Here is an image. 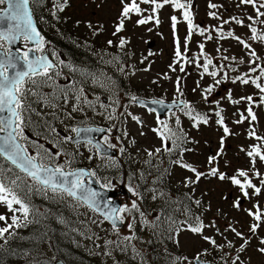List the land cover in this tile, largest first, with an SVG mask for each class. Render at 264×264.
<instances>
[{"label": "rangeland", "instance_id": "obj_1", "mask_svg": "<svg viewBox=\"0 0 264 264\" xmlns=\"http://www.w3.org/2000/svg\"><path fill=\"white\" fill-rule=\"evenodd\" d=\"M63 1V0H62ZM68 1V8H63L61 11V17H63L62 28L64 29V36L61 45H58L61 53L64 57L79 64H91L90 62H83L73 57L75 54L80 53V50L84 47L82 39L91 40L94 42V46L88 44L91 48H109L111 46L107 44L109 39H114V43L117 44L120 39L119 34L114 37L112 33L116 30V27L120 24L123 19L124 27L121 35L124 36V47L118 46L119 62L118 66L115 67V73L121 78L127 81V87L124 88V92L121 94L118 92L120 98V104L126 105V111L131 112L142 118L143 125L137 124L131 119V117L125 114V110L117 108L116 115L118 117L115 121H109L104 116L100 115L103 119L100 124L117 125L115 133L118 135L120 130L124 129L127 131L128 136L124 137L125 145L133 150L135 158L134 165L137 164V169L144 167V172L150 174L146 177V174L142 176L137 174L133 169V172L128 171L125 167H104L107 178H116L117 183L113 182L115 189L119 192L120 198L122 199L123 205H131L133 200H136L146 219L149 222L154 220V217L160 211V208L166 215L162 218L163 221L161 226L153 228L145 226L142 221L140 214L136 211H132L131 215L124 213V222L119 228H113L112 224L104 221L102 217L94 213L83 203H78L70 197L62 195H53L52 192H41L33 190V194L36 195L37 199L44 205L38 208V212L42 213V224L47 226V222L51 221L56 227L55 235L63 244L58 245L55 240H41L37 241L35 245H22L23 247H29L30 253L24 254L17 250V255L8 258L6 264H54L57 259H62L65 264H129L128 260L140 262L142 256L145 258V254L148 252V245L156 241L158 244L163 242L165 237L169 236L167 232L166 219L171 216L177 221H183L185 219L182 212V203L187 201H172L168 205H158L156 201L164 200L169 196H176L175 188H173L172 194L168 192V184H164V177L167 176L172 187L175 185L176 179H182V172L174 170V174L163 170L164 173L160 180L154 178V168L157 164H160V156L150 158L146 154V150L155 151L154 147L159 146L161 142L157 134L152 131L153 128L157 127V121L152 113L147 111L145 108H141L138 104H132L130 101L131 96H137L146 100L148 98L162 97L170 100L180 99L176 93V79L179 76H184L185 81V94L193 101L194 109H214L217 110L215 103H205L201 93L209 85H214L213 91L209 95V101H219V108L222 109V113L226 118L227 124L229 125L230 136L225 137L223 143V153L214 162L217 164L220 162L223 173L231 177L236 175L238 170H245L249 172V176L252 182L257 186H260V180L258 177L252 175L253 168L251 158L247 155L248 151H251L253 146L259 145L261 151H264V140H257L255 137H264V105L259 103L257 100L261 93L255 88L254 85L242 84L239 81L233 83L232 79L223 80L219 85H215L214 78L205 75L201 79L200 71L195 65L185 64V72L181 73L179 65L176 66V70L172 71L169 65L173 63L175 43L174 34L171 27V16L176 15L178 17V23L176 26V32L181 41L184 40L187 35V24L182 19V12L180 10H174L170 5H165L159 9L155 14L158 16L160 23L157 25L155 20L149 21L147 24L139 25L137 21L152 15V5L140 4L142 11L140 14L131 13L130 18H123L121 16L123 3L122 0H66ZM130 0H124V3H129ZM191 2V15L193 24L197 26L194 29V34L188 45V55H194V52H200L198 45L204 43V52L213 59L216 64L225 63L232 64V61H222L221 56L236 57L237 61L243 60V64H233L237 68L236 71L229 72V76L234 78L243 73L248 72V60L249 56L247 50L244 49L235 39L226 37L225 39H217V33L212 31L222 24L223 20H229L231 17H237L244 20L245 25L249 23L247 17L249 15H255V12L251 6L240 5L237 6L239 0H190ZM209 3L217 5L216 8H209ZM50 9H54L51 2L47 3ZM42 8V5H39ZM40 11H43L42 9ZM264 11V9H261ZM209 12H215L220 19L209 16ZM264 19V18H262ZM42 21V20H41ZM46 25L47 22L45 21ZM258 31H264V25H256ZM47 35L56 40V30H51L47 26ZM203 28L207 30L205 35L209 32L213 35V39L205 40V36L199 34L198 29ZM151 29V31H149ZM228 30H232L235 36L245 38L251 44V47L256 51L257 55L264 61V43L259 41L253 42L250 39L251 33L249 28L237 25L234 22L224 25L223 32L226 36ZM243 38V39H244ZM71 39L73 42H70ZM122 39V38H121ZM120 39V40H121ZM220 48V52H217V48ZM115 49V48H113ZM183 50V49H182ZM151 53V55L149 54ZM123 57L129 58L130 60L124 61ZM143 60V63L141 61ZM203 61H201L202 63ZM123 64L127 65L124 66ZM124 66V72H120L119 68ZM255 66V65H253ZM148 69L145 71L144 69ZM102 70V68H101ZM106 77H111L108 70H102ZM79 74V73H78ZM165 74L169 77L165 79ZM223 74L221 73V76ZM112 78V77H111ZM218 76L215 79H220ZM153 81H156L155 83ZM199 81V87L197 86ZM69 87L67 85L63 88ZM195 89V91H193ZM183 90V89H182ZM184 93V92H183ZM231 94L232 101H239V103H233L229 101L228 96ZM73 100V93H68ZM107 95L105 104L109 102L110 93L106 92ZM191 96V97H190ZM252 96L254 103H250L246 100H242V97ZM36 97L37 96H30ZM39 102V101H38ZM131 103V104H130ZM75 103L72 102L70 106L66 107L59 113V118L56 120V126L62 127V131H67L66 126H73L78 124L79 119L93 111L85 108L84 113L75 112L72 113L73 119L67 117V113L71 112L72 106ZM251 107L255 113L256 120L252 121L248 117L247 109ZM31 114L36 113L35 108ZM42 110L44 111L43 104ZM42 111V112H43ZM104 109L100 108L99 105L96 108V112H103ZM177 112H181L177 110ZM241 114L248 119H245L242 123H236L240 120ZM125 115V117H124ZM123 118L122 125L120 127V120ZM223 117V118H224ZM224 118V120H225ZM187 119V118H186ZM32 122V118H31ZM211 127L202 126V129L195 133L196 138L200 140V144L196 147L198 151L193 152L190 158L192 162L198 164L200 168H206L207 163L205 157L207 154L214 153L215 149L217 153L221 149V133L219 125L215 123L212 117ZM30 123L26 126L27 138H34L30 134ZM254 129L255 136H249V133ZM141 132L144 134L141 135ZM71 133V132H70ZM73 135V133H72ZM57 137H54L56 139ZM58 138H63L59 135ZM220 138V139H219ZM135 143H132V141ZM67 144V143H66ZM65 144V145H66ZM125 145L117 144L119 147L127 149ZM69 153H75L77 150L80 152L85 159V164H89L91 161L87 157L91 154L92 150L89 147L76 148L66 146ZM53 151V149H52ZM54 152V151H53ZM217 153L213 156L215 157ZM122 154V153H121ZM164 155V154H163ZM130 157V155H129ZM169 157V156H168ZM134 160V158L130 157ZM93 165L97 164L96 160L99 158L95 157ZM152 160V164L146 163L148 160ZM164 160V156H163ZM170 160L171 165H174ZM154 165V166H153ZM256 170L264 175V163H261L257 158ZM135 174V175H134ZM136 176H141L140 179ZM124 181L123 183H119ZM29 183H32L30 180ZM129 182L131 186L136 188L142 195L143 199H138L132 193L129 197L124 196L121 193L122 190H127ZM156 184L158 186H156ZM156 186V187H155ZM123 187V188H122ZM153 190H156L157 198L154 200ZM249 197L245 198L242 195L241 189L237 185H233L229 179L223 181L219 180L215 176H210L208 179L202 178L196 187L194 193V199L201 201V207L196 208L193 205V211L201 216L203 222L207 225L215 223L216 228L220 230L224 235L220 236L216 232V228L208 227L204 231V235L212 236L219 243H226L230 240L235 245V249H227L232 257L236 255L240 256V264H264V254L258 251V248L264 245L260 244V240L264 238V226L257 229L255 235H250L249 228L251 224L256 221L248 215L247 210L251 209L256 211L254 205H259L261 210H264V187L260 195H252V190L249 189ZM159 193H164L161 196ZM119 196H114L118 198ZM54 201V204L60 212L47 213V205L50 204V200ZM167 200V199H166ZM240 201V208L234 207V202ZM158 205V206H157ZM157 206V207H156ZM18 207V206H15ZM74 214L75 217H68L66 209ZM165 209H167L165 211ZM180 209V210H179ZM157 211V212H155ZM0 215L7 217V221H0V227H5L6 224H11L12 212L9 211L7 205L0 203ZM17 216H21L20 213H16ZM31 218V219H30ZM28 220L31 223L32 217L28 215ZM67 221V222H65ZM20 223H23L21 217ZM77 228H70L69 223ZM33 223V222H32ZM131 223L133 225L132 230H129L127 225ZM232 225L238 231L242 232L245 237H248V244L243 252L238 251L242 241L237 238L232 232L227 231V226ZM30 226V225H29ZM28 226V227H29ZM27 227V228H28ZM25 228V229H27ZM51 230L52 228L48 229ZM12 231V229H10ZM166 232V236L163 235ZM133 237L131 241H125V237ZM162 236V238L160 237ZM75 240V244L79 246L76 248L72 238ZM169 239V238H168ZM178 243L173 242L171 247L172 251H176V256H186L190 259L194 257L198 252L204 249H208V254L203 256L202 259L211 261L212 264H220L219 257L222 253L219 250L213 249L205 242L201 236L193 234L189 231H181L176 237ZM112 241V243H107ZM119 244V247L117 246ZM53 248L55 249L53 251ZM39 252H44L45 255L37 260L34 257ZM110 253V254H106ZM180 253V254H179ZM56 254V256H54ZM52 256V257H51ZM37 261V262H36ZM127 262V263H126Z\"/></svg>", "mask_w": 264, "mask_h": 264}, {"label": "snow or ice", "instance_id": "obj_2", "mask_svg": "<svg viewBox=\"0 0 264 264\" xmlns=\"http://www.w3.org/2000/svg\"><path fill=\"white\" fill-rule=\"evenodd\" d=\"M34 0H0V5H6V8H0V41L6 42L9 47L5 48L3 43H0V158L8 162L13 167H0V203L7 205L10 212L13 213L11 216V224H6L5 227H0V239L7 242L8 238L14 235L10 229L26 227L28 222V215L30 212V204L28 202V195L33 190L41 191L44 193L52 192L53 195H62L72 198L78 203H83L94 211L101 212L105 220H110L113 228L117 227L118 223L124 222V213L131 215L132 211H136L140 214L141 221L145 226L158 228L160 224V215L154 217L152 222L144 219L145 214L140 211V207L136 200L131 202V205H121L116 207L111 200H106L100 191L95 190L91 187V183L95 180V183L100 185V188L107 191H112L114 185L112 180L103 178L104 182H101L97 178L96 171H86L84 169L72 168V162L77 153H68L64 150L63 145L66 143H73L79 146L89 147L90 150L94 148L97 153L103 154L104 149L115 148L116 145L111 142V132L117 125L113 123L109 128L104 129L101 127H90L87 125V116L85 113V119L80 121V125L83 126H66L68 130L74 135H65L63 138H58L59 133L57 129L52 125H47L44 138L51 144V148H45L43 144L33 142L32 147L35 149V154H32L28 150L27 137L24 135L25 127L31 123V113L34 111L32 103L29 100L30 96H37L39 101L46 107H52L53 109L59 110L60 101L62 99L64 104L69 101L68 93H73L76 103L72 106L71 112L67 113L69 119H73L72 113L85 112V108L93 111L97 115L104 116L109 121H115L118 119L116 115L117 108H124L125 114L139 125H143V121L140 117L133 115L131 112L126 111V106L120 104V98L118 95L119 86L117 81L111 77H106L103 71L93 70L91 68H72L73 72H78L82 77L90 80L92 85L98 86L102 90L110 93V99L105 104L99 95L95 96L94 100H89L84 95V89H76L74 86L66 87L63 89H57L53 93L48 95L39 94L28 87V85H37L38 83H47L54 81V77L59 76L60 73L56 71L57 65L53 60L48 58L46 50L44 48V38L37 30L35 23L33 22V14L30 8ZM66 0H54L53 8L55 12L63 11L64 3ZM123 9L121 16L123 18H130L131 13L140 14L144 9H141L140 4L152 5L151 13L145 18L139 19L137 24L144 25L149 21L155 20V23L159 25L160 20L155 14L159 9L165 5H170L174 10H180L182 12V19L187 24V35L184 40L181 41L179 37L175 36L176 26L178 17L176 15L171 16V27L174 34L175 52L174 60L169 68L172 71L176 70V66L179 65L180 72H185V64L195 65L198 69H201V79L205 75L214 78L215 85H219L223 80L232 79L235 83L239 81L242 84H252L261 93L259 97V103L264 105V64L259 63V56L256 51L251 47V44L245 39L235 36L232 30H228L226 36L223 32L224 25L231 22L236 23L242 27L246 26L249 28L251 33L250 39L253 42L259 41L264 43V31H258L256 25H264V0H239L238 7L240 5L251 6L255 12V15H249L247 20L249 23L245 25L244 20L237 17H231L229 20H223L222 24L217 28L213 29L217 33V39H225L231 37L235 39L244 49L247 50L249 56L248 60V72L243 73L234 78L229 76V72L236 71L237 68L233 64H243L244 61L241 59L237 61L236 57L221 56L222 61H232V64L220 63L216 64L213 59L209 58L204 52V43H200L198 48L200 52L198 55H188V45L194 34V29L197 28L193 24L191 15V2L190 0H130L129 3H124L122 0ZM217 5L209 3V8H216ZM209 16L220 19L215 12H209ZM124 27L123 19L120 24L116 27V33L120 32ZM151 31V29H149ZM201 36H205V40L213 39V35L209 32L205 35L207 30L203 28L198 29ZM114 33V35L116 34ZM18 42L23 43V50L16 48L12 50V46ZM109 45H112V41H108ZM125 44L122 38L119 43V47L123 48ZM183 49V50H182ZM221 50L218 47L217 52ZM151 55V53H149ZM56 54L53 53V56ZM113 61H119V57H113L112 61L106 63L112 64ZM201 61H203L201 63ZM64 61H60L63 64ZM143 63V60L141 61ZM255 65V66H253ZM124 66L119 68L120 72H124ZM147 71L148 69H144ZM221 73L223 74L221 76ZM258 73V74H256ZM256 74V75H253ZM220 76V79H215ZM165 79L169 77L165 74ZM181 77L176 79V93L178 96L183 97L184 93L181 87ZM154 83L156 81H153ZM199 87V81H197ZM214 85H209L201 93L205 103H215L217 109L215 115L217 117L216 123L223 128L225 135H230L229 128L224 123V118L221 115L222 109L219 108V101H209V95L213 91ZM195 91V89H193ZM59 93V94H58ZM83 97V99H82ZM229 101L233 103H239V101H232L231 94L228 96ZM242 100H246L250 103H254L252 96L242 97ZM130 101L134 104H139L142 107H147L148 103L153 105H159L161 109H177L183 112L189 119L193 121V127L198 128L201 123L207 124L209 116L204 113L197 112L190 102L183 99H174L171 105L166 104L162 99H154L151 101L141 100L137 96H131ZM97 104L100 108H103V112H96ZM150 113L156 112L155 108L147 109ZM248 117L252 121L256 120L255 113L252 108L247 109ZM55 116V112L52 113ZM169 116L167 119L162 120L157 116V127L153 128L158 138L161 140V146L156 148L155 151L146 150V154L150 158L158 157L162 153H167L170 156H175L171 162L179 165L182 168L187 169L195 174V179L186 178L185 187L189 184L198 183L201 176L205 173L197 171L193 166L184 163L183 155L191 149L184 147L189 142L187 134L184 132L180 124L179 116H174V124L169 121L173 118ZM241 114L240 120L236 123H242L245 119H248ZM94 132H107L104 135L102 141L96 142L92 137ZM144 133L141 132V135ZM124 137L128 136L127 131H123ZM249 136H255V131L249 133ZM54 137H57L54 139ZM257 140H264V137H255ZM121 137L117 136L116 140L119 141ZM132 143H135L133 140ZM224 138H221V149L215 157H209V164H213L219 156L223 153ZM52 148L56 151L53 152ZM119 151L123 153L125 149L120 147ZM247 155L251 158L253 173L252 175L258 177L260 180V186H257L252 182L249 176V172L245 170H238L236 175L227 176L225 173L219 171L217 167H211L207 175L215 176L219 180L223 181L229 179L233 185L239 186L242 195L245 198L249 197V189L252 190V195H260L262 187H264V175L256 170L257 158L261 163H264V151H261L259 145L253 146L251 151L247 152ZM61 157L64 159L61 160ZM92 159L90 155L88 157ZM148 164H152V160L146 161ZM154 166V165H153ZM143 174H141L142 176ZM88 179L86 182V178ZM32 181L29 183L28 181ZM37 185L39 187H37ZM128 191L136 196L138 199H143L141 193L131 186L130 182L128 185ZM163 196L164 193H159ZM152 198H157L156 190H153ZM185 201L182 203V212L185 217L183 221H177L171 216L166 219L167 231L169 233L168 238L178 243L176 237L181 231H189L193 234L199 235L202 239L209 244L213 249L219 250L222 255L219 257L220 264H240V256L236 255L232 257L227 249H235V245L232 241L227 240L226 243H219L212 236L204 235V231L208 227L216 228L215 223L211 225H205L201 216L193 211V205L196 208L201 207L200 200H191V197L185 196ZM14 205L18 207H14ZM234 207L240 208V201L234 202ZM256 211L251 209L247 210L248 215L252 217L256 222L251 224L249 228L250 235H255L257 229L264 226V210H261L260 206L254 205ZM16 213H20L21 216H17ZM21 217L24 223H20ZM7 217L0 215V221H7ZM129 230H132L133 225L129 223L127 225ZM227 231L232 232L242 243L238 251L243 252L248 244V237L238 231L232 225L227 226ZM216 232L223 236L224 234L216 228ZM8 234L7 236L5 234ZM133 237H125V241H131ZM107 243H112L108 241ZM260 244L264 245V238L260 240ZM119 247V244L117 245ZM261 254H264V246L258 248ZM110 254V253H106ZM208 254V249H204L198 252L191 259L189 257H176L170 264H209L208 261L202 259L203 256Z\"/></svg>", "mask_w": 264, "mask_h": 264}, {"label": "flooded vegetation", "instance_id": "obj_3", "mask_svg": "<svg viewBox=\"0 0 264 264\" xmlns=\"http://www.w3.org/2000/svg\"><path fill=\"white\" fill-rule=\"evenodd\" d=\"M45 44L46 43H44V45ZM117 44H118V42H117ZM117 44L113 42V47H111V49H108L107 51H104L102 53L100 51L99 55H96V57H95V59L93 61V64H79V63H71V64H69L68 65L69 68H64V69L61 70V75L64 77L62 79V81L65 82L68 85H70V84H75V85L86 84V85H89L90 80L85 79L84 77H82L77 72H73L72 68H91L93 70L101 71L100 65L102 67V70H108L109 71V74H110V76L112 78L120 77L118 74L115 73V67L118 66V62L119 61H113L112 64L106 63L107 61H112L113 57H119ZM20 48L23 50V43L20 44ZM113 48H115V49H113ZM54 59H55L56 63L59 66H65L68 63V59L66 57H64V54H62L60 52L57 53V57L54 58ZM123 60L124 61H128L130 59L126 58V57H123ZM60 61H64V63L60 64ZM84 62H86V60ZM123 65L127 66L125 64H123ZM93 87H94V95L95 96L96 95L100 96V88L98 86H95V85H93ZM123 92H124V90L122 92H120V93L122 94ZM102 99L104 101H106V97H103ZM152 99H159V97L158 98H152ZM162 100H168V99H162ZM168 101H172V100L169 99ZM173 113H174V116H179V112H177V110H176L174 112L172 111V112L166 113L165 117L161 118V119L162 120L167 119L169 116H172ZM153 114L155 115V119L157 120V115L154 112H153ZM140 119L142 120V118H140ZM102 120L103 119L99 120V117L98 118H94L93 117V121L90 122L88 120L89 124H87V125L100 126V125H102V124H100L102 122ZM187 120L189 121V123L186 124V125H182V128H183L184 132L187 134L189 142H187L184 145V147L191 149V151H187V152L184 153L183 156H185L186 158L183 161H184V163L193 166L191 163H194V162H192V160L190 158L192 155H190V154H192L193 152H196V153L198 152L196 150L195 145L198 146L200 144V140L198 138H196L195 133L200 131L201 129L193 127L192 126L193 125V121L191 119H187ZM73 126H77V125L74 124ZM79 126H83V125H79ZM109 126H111V124ZM59 132L61 133L60 135L62 137H64L65 135H72V133H70L69 130H67V131L59 130ZM116 137L117 136L111 134V142L116 145V147L114 149H116L118 152H120L119 151V147L117 146L119 141L116 140ZM102 138H101V140H102ZM124 141H125V139H124ZM66 146H68V148L70 146H74V147L78 148V146L73 144V143H67L64 146V148ZM160 146H161V143H159V146H155L154 149H156V148H158ZM126 148L127 149L125 150V152H123L122 154L120 152V154H118V156L114 157V158H108L106 156H101L100 154H98L96 152V150H93L95 157H99L100 159L96 160L97 161L96 165H93V161L95 159H92L91 162L89 163L90 166H86L84 156L80 152H78V154H76L74 159H73L72 168L87 167L90 171H96L97 178H99L101 180V182H104L103 178H105V177L107 178L106 171L103 170L104 167L107 166V167H112L113 169H116L117 166H119L122 161H126V163L130 166L129 171L133 172V169H134L137 174H140V175L141 174H146V177H149L150 174H147V173L144 172V167L143 166L140 167L141 169H137L138 168L137 164L134 165V162L136 160L134 158L133 151L130 148H128L127 145H126ZM52 149H53L54 152L56 151L55 148H52ZM64 150L69 153V151H67V148H65ZM75 153H77V150L75 151ZM129 155H130V157L134 158V160L131 159L129 157ZM163 156H164V160H163ZM171 158H176V157L174 155L170 156L167 153H162L160 155V164L156 165V167L154 168L155 172L153 174H151V175H153L154 178H156V179L158 178V180H160L161 177H162V174L164 173L163 170H166L167 172H169L171 174H174V170L181 171L182 172V179L179 180V181H178V179H176L174 187H172V185L169 182L167 176L164 177V182L163 183L164 184H168V192L169 193H172L173 192V188H175L176 196H178L179 194H183L185 196H189L190 197L191 196V192L193 194L195 193V188H196L197 184L196 183L195 184H189L188 187H185V180H186V178H190V179L194 180L195 179V175H194L193 172L188 171L187 169L182 168V167H180L177 164L171 165V163L169 162L171 160ZM63 159L64 158L61 157V160H63ZM136 178L140 179L141 177L140 176H138V177L136 176ZM110 180H112L115 183H117L116 178L110 177ZM156 186H158V185L156 184ZM114 189H115V187H114Z\"/></svg>", "mask_w": 264, "mask_h": 264}, {"label": "trees", "instance_id": "obj_4", "mask_svg": "<svg viewBox=\"0 0 264 264\" xmlns=\"http://www.w3.org/2000/svg\"><path fill=\"white\" fill-rule=\"evenodd\" d=\"M53 29L56 30L55 31L56 33H63L61 24L55 23V25L53 26ZM60 41L62 42V40ZM85 55L86 53H77L73 57H75V59L77 60H84ZM120 83L122 84L121 81L117 82L118 85H120ZM36 92L39 93L38 91ZM33 107L37 108V110L35 111L39 110L42 113L43 110H42L41 102L35 103V106ZM42 114L44 116V113ZM37 117L38 119H41V116L38 115V113H37ZM33 130L38 131L39 135L45 134L44 130L40 128L37 129L36 126L33 127ZM0 167L8 168V167H13V166H11L8 162L4 161L3 158H0ZM33 193L34 192L32 191L28 195V202L31 206L30 211H32V221L31 223L30 222L27 223L26 227H19V228L14 227L11 231L14 233V235L10 236L7 242H5L3 239H0V264H6V262L8 261V258L12 256H16L17 250L21 251L24 254L30 253V248L27 246L23 247L22 245H33L34 244L36 247L35 243H37V241H41L45 239L55 240L58 245L62 244V241L58 240L61 238H57V236L55 235L56 227L52 224V222L51 221L47 222L46 227L44 224H42L43 221L41 218L44 216L42 213L38 212L37 210L39 207H42L44 205L41 203V201L37 199L36 195ZM172 201L173 200H169V201L165 200L162 204L167 206L168 203ZM187 202H190V201H187ZM157 203H160V202H157ZM47 209L49 211L45 214L54 213V212L61 213L60 209H58V207L55 206L54 201L52 199L50 200V204L47 205ZM165 215L166 213L164 214V216ZM179 219L180 218H178L177 220ZM50 228L53 229L52 232L51 230H48ZM165 234L166 232L163 235ZM5 235L7 236L8 234L6 233ZM160 237L162 238V236ZM173 242L174 240L168 239V237H165V239H163V244H154L153 242L147 247L148 252L145 254V258L144 256L141 257L139 263H137L136 261H132V260H128L127 262H129V264H170V262L176 257H183L181 255L176 256V251L171 250V247L174 245ZM40 255L43 256L44 252H39L37 256H40Z\"/></svg>", "mask_w": 264, "mask_h": 264}, {"label": "water", "instance_id": "obj_5", "mask_svg": "<svg viewBox=\"0 0 264 264\" xmlns=\"http://www.w3.org/2000/svg\"><path fill=\"white\" fill-rule=\"evenodd\" d=\"M33 22L35 23L34 18H33ZM35 26H36V25H35ZM36 28H37V26H36ZM37 30H38V28H37ZM38 31H39V30H38ZM17 45H18V43H17L16 45H13V46H12V50H13V51H15V49L17 48ZM146 102H147V101H146ZM165 103H166V102H165ZM166 104L171 105V103H166ZM147 106H149V107H151V108H155L156 111H157L160 115H162V116L165 114L166 111L169 110V109H161L159 105H153V104H151V103H148ZM173 109H174V108H173ZM173 109H171V110H173ZM90 127H95V126H90ZM103 134H104V132H94V133H92L91 135H92V137L94 138V141H96V142H100V141L97 140L95 137H96V136H101V135H103ZM115 152H116V151L113 150V149L105 148L103 154L114 155ZM84 170H86V169H84ZM86 171H87V170H86ZM91 179H92V178H91ZM86 182H87V181H86ZM91 187L94 188V189L97 190V191H100V192L102 193V195H103V198L106 199V200H109L110 198H114V196H116V195L118 194V191H107V190H105V189L100 188V185L97 184V183H95V180H93V182L91 183ZM122 188H123V187H122ZM127 192H128L127 190H125V191L122 190V191H121V193H127ZM112 203H113L116 207L121 206V201L118 200V199H115L114 201H112ZM99 213L101 214V212H99ZM109 221H110V220H109ZM110 222H111V221H110ZM121 225H122V223H118V224H117V226H121ZM56 264H63V263L59 260V261L56 262Z\"/></svg>", "mask_w": 264, "mask_h": 264}]
</instances>
